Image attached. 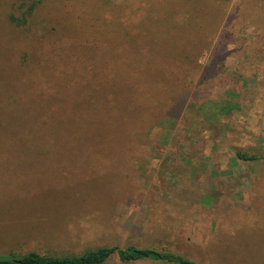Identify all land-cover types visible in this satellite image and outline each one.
Wrapping results in <instances>:
<instances>
[{
	"label": "rangeland",
	"instance_id": "obj_1",
	"mask_svg": "<svg viewBox=\"0 0 264 264\" xmlns=\"http://www.w3.org/2000/svg\"><path fill=\"white\" fill-rule=\"evenodd\" d=\"M20 2L0 0V254L264 264V159L236 155L264 152V0H36L25 24Z\"/></svg>",
	"mask_w": 264,
	"mask_h": 264
},
{
	"label": "trees",
	"instance_id": "obj_2",
	"mask_svg": "<svg viewBox=\"0 0 264 264\" xmlns=\"http://www.w3.org/2000/svg\"><path fill=\"white\" fill-rule=\"evenodd\" d=\"M23 1L24 0H21L16 6V10L20 11V9L24 8L23 13L20 14V22L25 24L34 11L36 0H29L28 3ZM12 19L15 21L13 16ZM143 121L148 124L149 118H143ZM139 139H141V133L137 134L136 131V135H132L127 141L121 142V145L129 142H137L143 145L144 140ZM85 142H90L91 144L97 143L95 139H92V141L87 140ZM236 155L242 160L264 159V152L257 155L244 154L237 151ZM113 256L117 257L120 261L147 259L149 261L165 262L169 264H200L175 251L157 249L155 247H139L134 244H128L124 247H120L116 244L99 245L76 254L39 253L33 250L20 255L0 254V264H103Z\"/></svg>",
	"mask_w": 264,
	"mask_h": 264
}]
</instances>
